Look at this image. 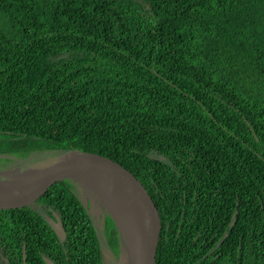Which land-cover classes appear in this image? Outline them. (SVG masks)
I'll use <instances>...</instances> for the list:
<instances>
[{
	"label": "trees",
	"instance_id": "obj_1",
	"mask_svg": "<svg viewBox=\"0 0 264 264\" xmlns=\"http://www.w3.org/2000/svg\"><path fill=\"white\" fill-rule=\"evenodd\" d=\"M72 151L146 186L155 264H264V0H0V164ZM72 183L0 211V264H102Z\"/></svg>",
	"mask_w": 264,
	"mask_h": 264
},
{
	"label": "water",
	"instance_id": "obj_2",
	"mask_svg": "<svg viewBox=\"0 0 264 264\" xmlns=\"http://www.w3.org/2000/svg\"><path fill=\"white\" fill-rule=\"evenodd\" d=\"M9 181L0 184V211L31 207L54 184L72 180L99 198L116 226L125 264H155L161 242L162 223L160 212L146 186L126 167L113 159L83 151H72L46 160L23 173L2 172ZM95 185L111 195L122 197L123 213L115 212L103 202V195L95 193ZM48 223L59 240L65 231L58 218ZM46 264H53L43 258Z\"/></svg>",
	"mask_w": 264,
	"mask_h": 264
},
{
	"label": "rangeland",
	"instance_id": "obj_3",
	"mask_svg": "<svg viewBox=\"0 0 264 264\" xmlns=\"http://www.w3.org/2000/svg\"><path fill=\"white\" fill-rule=\"evenodd\" d=\"M52 153L41 152V153H31L27 158H12L11 161L0 164V171L2 172H13L15 174L23 173L26 170L37 166V162L50 157ZM52 157V156H51ZM9 181L8 177L0 175V184H5ZM73 186L76 191L77 197L82 202L83 206L87 209L92 223L96 229L102 256V264H125L126 254L123 251L119 243V252L115 253L114 248H112L108 242V238L104 234V219L106 211L104 206L100 202L99 198L94 196L87 189L81 187L78 183L73 181ZM38 206H36L37 208ZM43 215L44 209H41ZM122 244V243H121ZM123 246V245H122Z\"/></svg>",
	"mask_w": 264,
	"mask_h": 264
},
{
	"label": "bare ground",
	"instance_id": "obj_4",
	"mask_svg": "<svg viewBox=\"0 0 264 264\" xmlns=\"http://www.w3.org/2000/svg\"><path fill=\"white\" fill-rule=\"evenodd\" d=\"M90 186L94 188L93 191L95 193L103 195L104 204L114 211L117 217H120L124 210L122 209V197L120 195H111L107 190H102L95 185Z\"/></svg>",
	"mask_w": 264,
	"mask_h": 264
},
{
	"label": "clouds",
	"instance_id": "obj_5",
	"mask_svg": "<svg viewBox=\"0 0 264 264\" xmlns=\"http://www.w3.org/2000/svg\"><path fill=\"white\" fill-rule=\"evenodd\" d=\"M104 209H105V208H104ZM105 211H106V209H105ZM106 214H108L107 211H106Z\"/></svg>",
	"mask_w": 264,
	"mask_h": 264
},
{
	"label": "flooded vegetation",
	"instance_id": "obj_6",
	"mask_svg": "<svg viewBox=\"0 0 264 264\" xmlns=\"http://www.w3.org/2000/svg\"><path fill=\"white\" fill-rule=\"evenodd\" d=\"M34 205H35V204H34ZM34 205H33V206H34Z\"/></svg>",
	"mask_w": 264,
	"mask_h": 264
}]
</instances>
